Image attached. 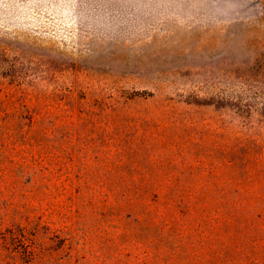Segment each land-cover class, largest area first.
<instances>
[{"label":"rangeland","instance_id":"obj_1","mask_svg":"<svg viewBox=\"0 0 264 264\" xmlns=\"http://www.w3.org/2000/svg\"><path fill=\"white\" fill-rule=\"evenodd\" d=\"M0 264H264V0H0Z\"/></svg>","mask_w":264,"mask_h":264}]
</instances>
